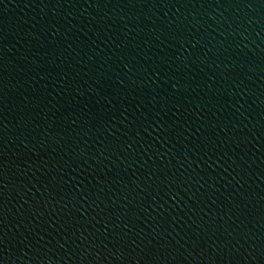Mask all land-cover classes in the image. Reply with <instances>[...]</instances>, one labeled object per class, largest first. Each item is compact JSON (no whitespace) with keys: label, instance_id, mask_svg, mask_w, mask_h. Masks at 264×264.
<instances>
[{"label":"water","instance_id":"95a60500","mask_svg":"<svg viewBox=\"0 0 264 264\" xmlns=\"http://www.w3.org/2000/svg\"><path fill=\"white\" fill-rule=\"evenodd\" d=\"M0 264H264V0H0Z\"/></svg>","mask_w":264,"mask_h":264}]
</instances>
